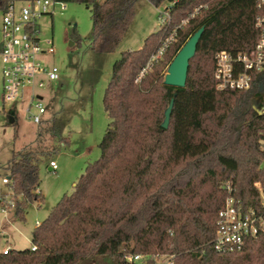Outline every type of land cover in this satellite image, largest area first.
I'll return each mask as SVG.
<instances>
[{
    "label": "trees",
    "instance_id": "trees-1",
    "mask_svg": "<svg viewBox=\"0 0 264 264\" xmlns=\"http://www.w3.org/2000/svg\"><path fill=\"white\" fill-rule=\"evenodd\" d=\"M8 1L0 0V7ZM67 1L90 8L92 49L110 53L129 30L138 0ZM148 1L167 3L168 16L140 48L123 51L113 64L100 157L87 163L73 192L36 225L31 247L0 252V264H126L129 252L174 255L175 264H264V232L240 251L214 247L227 197L258 207L264 192V106L260 111L253 105L255 97L264 100V73L244 91L218 90L214 77L219 51L255 47L258 0ZM202 26L186 87L166 85L170 63ZM174 30L164 55L153 61ZM58 131L57 119L47 120L36 143L13 151L7 163L21 220L31 203L44 201L39 162L59 150L45 141L70 143Z\"/></svg>",
    "mask_w": 264,
    "mask_h": 264
},
{
    "label": "rangeland",
    "instance_id": "rangeland-1",
    "mask_svg": "<svg viewBox=\"0 0 264 264\" xmlns=\"http://www.w3.org/2000/svg\"><path fill=\"white\" fill-rule=\"evenodd\" d=\"M167 6V3L156 6L148 0H138L129 30L110 53H97L92 49V12L86 4L67 1L65 9L58 7L53 15L44 17L43 39H53L55 49L48 60L59 68L60 79L40 91L47 113L39 125L29 117L23 102L4 101L0 56V177L7 176L6 166L13 151L35 144L38 129L47 120L55 117L58 136H66L70 141L68 145L45 141V144L58 146L59 150L41 157L40 189L44 201L31 203L25 210L24 220L16 215L14 206L2 210V205L13 199V192L0 179V252L31 247L37 222L48 216L64 194L73 192L87 163L100 157V143L109 123L103 99L113 64L123 51L140 48L144 40L161 27ZM1 16L0 11V43ZM259 90L264 94L262 87ZM254 99L258 110L262 111L264 100ZM12 116L16 118L14 124L10 122ZM51 161L57 163V170L50 169Z\"/></svg>",
    "mask_w": 264,
    "mask_h": 264
},
{
    "label": "built area",
    "instance_id": "built-area-1",
    "mask_svg": "<svg viewBox=\"0 0 264 264\" xmlns=\"http://www.w3.org/2000/svg\"><path fill=\"white\" fill-rule=\"evenodd\" d=\"M66 6L67 0H9L4 8L0 7L3 98L6 103L23 102L25 111L37 125L46 119L47 113L40 91L60 79L59 68L48 60L55 51L54 41L43 39L42 19L53 15L58 7L65 9ZM258 8L262 12L256 18L260 33L255 47L236 54L221 50L215 56L214 77L218 90H248L264 73V0H258ZM186 22L184 20L183 24ZM175 34L176 30L164 40L153 61L164 55ZM50 166L52 170L58 168L55 161H51ZM0 179L3 183L10 180L8 175ZM15 204V200L10 199L1 208L6 211ZM40 223L38 221L37 225ZM263 232L264 192H261L258 207L246 206L235 196H229L218 213L214 247L223 253L240 251L248 239L257 238ZM32 249L37 247L34 245ZM125 258L126 264H175L174 255L169 254L129 252Z\"/></svg>",
    "mask_w": 264,
    "mask_h": 264
},
{
    "label": "water",
    "instance_id": "water-1",
    "mask_svg": "<svg viewBox=\"0 0 264 264\" xmlns=\"http://www.w3.org/2000/svg\"><path fill=\"white\" fill-rule=\"evenodd\" d=\"M205 27H200L195 33L191 35V37L187 40V42L183 45V47L179 50L177 55L174 57L172 62L168 67L167 74L165 76L164 83L166 85L184 88L187 84L188 71L190 66L191 59L195 56L197 52V47L199 41L204 33ZM174 105V98L171 100L169 107L165 111V119L162 123V126L167 129L170 123V117L172 108ZM253 105L256 110H258L256 106V100H253ZM14 121V117L10 118V122Z\"/></svg>",
    "mask_w": 264,
    "mask_h": 264
},
{
    "label": "crops",
    "instance_id": "crops-1",
    "mask_svg": "<svg viewBox=\"0 0 264 264\" xmlns=\"http://www.w3.org/2000/svg\"><path fill=\"white\" fill-rule=\"evenodd\" d=\"M50 169H51V167H50Z\"/></svg>",
    "mask_w": 264,
    "mask_h": 264
}]
</instances>
